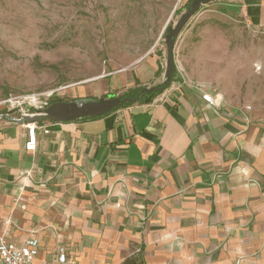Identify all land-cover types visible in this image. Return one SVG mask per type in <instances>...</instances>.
<instances>
[{
    "label": "crops",
    "instance_id": "1",
    "mask_svg": "<svg viewBox=\"0 0 264 264\" xmlns=\"http://www.w3.org/2000/svg\"><path fill=\"white\" fill-rule=\"evenodd\" d=\"M208 4L264 31V0ZM163 72L153 54L76 92L122 95ZM34 123L28 151V122L0 118V236L36 239L28 264H264V105L176 71L161 94L106 115Z\"/></svg>",
    "mask_w": 264,
    "mask_h": 264
},
{
    "label": "rangeland",
    "instance_id": "2",
    "mask_svg": "<svg viewBox=\"0 0 264 264\" xmlns=\"http://www.w3.org/2000/svg\"><path fill=\"white\" fill-rule=\"evenodd\" d=\"M189 6V0H0V101L51 90L61 101L89 98L77 89L133 71L153 54L165 67L164 35ZM174 56L187 84L264 105L263 30L206 4L181 30Z\"/></svg>",
    "mask_w": 264,
    "mask_h": 264
},
{
    "label": "water",
    "instance_id": "3",
    "mask_svg": "<svg viewBox=\"0 0 264 264\" xmlns=\"http://www.w3.org/2000/svg\"><path fill=\"white\" fill-rule=\"evenodd\" d=\"M215 0H192L189 9L183 12L177 22L168 27L164 35V44L166 48L165 67L163 72V81L160 84L167 86L170 82L172 73L176 68L174 49L178 36L181 30L185 27L188 21L200 10L201 6L211 3ZM158 85L150 88H144L142 93L150 94L156 90ZM110 98L100 97L84 98L70 101H55L52 102L41 115L26 116L22 119L12 121L23 123H34L39 120H49L51 122H70L77 121L83 118H96L108 114L117 108L121 103L132 102V99H121L115 95H108ZM107 96V97H108ZM1 118V117H0Z\"/></svg>",
    "mask_w": 264,
    "mask_h": 264
},
{
    "label": "built area",
    "instance_id": "4",
    "mask_svg": "<svg viewBox=\"0 0 264 264\" xmlns=\"http://www.w3.org/2000/svg\"><path fill=\"white\" fill-rule=\"evenodd\" d=\"M55 96H58L57 90L8 96L0 101V117L19 120L26 116L41 115L42 111L57 99ZM201 98L209 105H215L212 95L202 93ZM246 110H250V107H246ZM26 127L25 149L33 151L36 145L35 131L37 127L35 123H28ZM43 133L47 134L48 131L43 129ZM37 253L38 241L36 239H27L18 244L0 236V264H28L36 257ZM58 262H65L63 253H60Z\"/></svg>",
    "mask_w": 264,
    "mask_h": 264
},
{
    "label": "trees",
    "instance_id": "5",
    "mask_svg": "<svg viewBox=\"0 0 264 264\" xmlns=\"http://www.w3.org/2000/svg\"><path fill=\"white\" fill-rule=\"evenodd\" d=\"M192 0H189V4L191 3ZM175 73H176V69H174L173 73H172V76H171V79H170V82L167 86H164L163 84H159L158 85V88L156 90H153V92H151L150 94H145V93H142V90L144 88H134L132 90H129L127 91L126 93L118 96L120 97L121 99H124V98H129V99H132L133 101L132 102H127V103H121L120 105L117 106L116 109L120 108V107H125V106H128V105H131L133 103H136V102H140L142 101L144 98L146 97H149V96H152V95H159L161 94L162 92H164L169 86L170 84L174 81V77H175ZM105 98V97H104ZM96 99V98H94ZM55 101H61L59 99H56ZM53 101V102H55ZM114 109V110H116ZM124 264H131L130 261H125ZM141 264V263H140Z\"/></svg>",
    "mask_w": 264,
    "mask_h": 264
}]
</instances>
